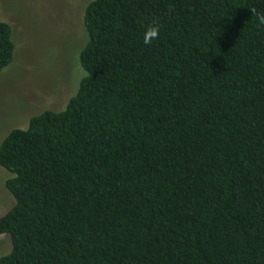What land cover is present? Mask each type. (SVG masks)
I'll return each instance as SVG.
<instances>
[{"label":"trees","instance_id":"obj_1","mask_svg":"<svg viewBox=\"0 0 264 264\" xmlns=\"http://www.w3.org/2000/svg\"><path fill=\"white\" fill-rule=\"evenodd\" d=\"M84 24L76 95L0 144V264H264V0H93ZM15 51L0 20V73Z\"/></svg>","mask_w":264,"mask_h":264},{"label":"rangeland","instance_id":"obj_2","mask_svg":"<svg viewBox=\"0 0 264 264\" xmlns=\"http://www.w3.org/2000/svg\"><path fill=\"white\" fill-rule=\"evenodd\" d=\"M93 0H0V20L12 27L13 63L0 73V144L44 111H62L85 76L80 54L88 42L84 16ZM0 166V216L13 206ZM0 237V256L11 251Z\"/></svg>","mask_w":264,"mask_h":264},{"label":"clouds","instance_id":"obj_3","mask_svg":"<svg viewBox=\"0 0 264 264\" xmlns=\"http://www.w3.org/2000/svg\"><path fill=\"white\" fill-rule=\"evenodd\" d=\"M159 32V27L158 26H152L148 29L146 33V38L144 39V44L145 45H151L152 40L154 38H157Z\"/></svg>","mask_w":264,"mask_h":264}]
</instances>
